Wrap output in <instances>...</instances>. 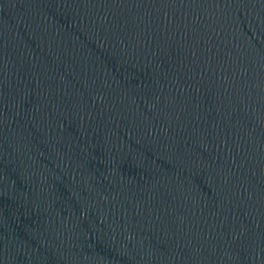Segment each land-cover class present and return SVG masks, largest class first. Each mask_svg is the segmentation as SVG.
I'll return each instance as SVG.
<instances>
[{"label": "water", "instance_id": "water-1", "mask_svg": "<svg viewBox=\"0 0 264 264\" xmlns=\"http://www.w3.org/2000/svg\"><path fill=\"white\" fill-rule=\"evenodd\" d=\"M0 264H264V0H0Z\"/></svg>", "mask_w": 264, "mask_h": 264}]
</instances>
